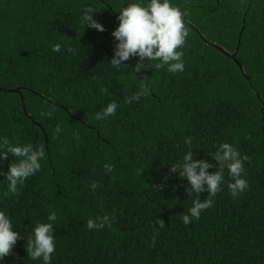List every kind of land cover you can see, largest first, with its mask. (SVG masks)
Returning a JSON list of instances; mask_svg holds the SVG:
<instances>
[{"label": "trees", "instance_id": "obj_1", "mask_svg": "<svg viewBox=\"0 0 264 264\" xmlns=\"http://www.w3.org/2000/svg\"><path fill=\"white\" fill-rule=\"evenodd\" d=\"M131 2L0 0V88L19 89L0 90V136L45 150L19 195H2L0 174V210L25 238L5 264H43L27 256L26 242L52 212V264H264V0H171L188 32L177 73L139 57L111 67L118 11ZM85 9L103 32L82 25ZM210 43L236 54L249 79ZM141 85L147 94L126 102ZM111 101L116 114L97 120ZM188 137L209 174L219 145L235 146L247 157L249 187L231 196L225 169L213 206L185 226L197 195L169 168L188 151ZM14 159L0 161V173ZM104 215L111 227L87 228Z\"/></svg>", "mask_w": 264, "mask_h": 264}, {"label": "clouds", "instance_id": "obj_2", "mask_svg": "<svg viewBox=\"0 0 264 264\" xmlns=\"http://www.w3.org/2000/svg\"><path fill=\"white\" fill-rule=\"evenodd\" d=\"M91 9H85L82 17V25L97 31L103 32L104 27L93 18ZM117 17L119 24L112 35L116 43L114 56L110 61L111 67L119 70L121 61L129 60L130 57H139V61L149 62L158 61L155 64L157 69L167 68L170 73L183 72L185 63L183 51L181 49L186 41L188 32L183 19L184 13L177 6L172 5L171 0H137V2L127 3V7H122L118 11ZM61 44L52 45V50L59 52ZM143 63H138L137 69L143 68ZM143 93L126 99L131 103L138 100L141 94H147L148 89L141 85ZM119 107L116 101L109 102L97 112L95 118L104 120L114 116ZM51 115V113H47ZM193 140L191 137L185 139L188 151L184 152L182 159L172 164L169 168L170 173L179 172L180 178H186L190 182L189 194L195 193L197 199L192 201V206L188 213L182 215L181 219L185 226L198 220L201 213L213 206V200L225 183L224 172L228 170L230 180L227 187L231 196L238 197L248 187V181L243 178L244 160L238 149L228 142L219 145L217 151L212 154L219 166L214 173L209 174L206 169L212 165L204 160H197L191 151ZM13 156L14 162L8 166L4 175L6 189L2 195H19L20 188L25 180L36 174L41 169V161L45 156L42 144L34 146L32 143L12 142L7 136H0V161ZM108 171L112 170L111 165H105ZM97 185L93 183L91 188L95 190ZM208 192V197L204 200L199 198V193ZM57 220L55 212L48 215V222H38L32 229V234L27 238L26 252L32 260L42 259L43 264H52L53 254L56 252L55 236L53 234L54 224ZM111 227L110 218L107 215L89 218L87 228L89 230H100L105 226ZM163 226V225H161ZM25 239L14 229L12 218L7 211L0 210V264H5V258L12 254L17 241ZM155 237H153V246Z\"/></svg>", "mask_w": 264, "mask_h": 264}, {"label": "water", "instance_id": "obj_3", "mask_svg": "<svg viewBox=\"0 0 264 264\" xmlns=\"http://www.w3.org/2000/svg\"><path fill=\"white\" fill-rule=\"evenodd\" d=\"M184 19V17H183ZM115 23H116V17H115V21H114V25H113V28L115 26ZM242 33H243V30L241 32V35L242 36ZM239 43H240V40H239ZM212 46H214L215 48H217L218 50H220L222 53H224L225 55H227L229 58H231L232 60H234L238 67L240 68V70L242 71V73L246 76L247 79H249V77L244 73V69H243V66L241 65V63L236 59V54H229L228 52H226L223 48H221L220 46L216 45V44H212L210 43ZM108 50V47L106 48ZM239 49V46L237 48V50ZM0 90H3V91H7V92H19V89H10V90H6V89H2L0 88ZM258 97L260 98L259 94H258Z\"/></svg>", "mask_w": 264, "mask_h": 264}]
</instances>
